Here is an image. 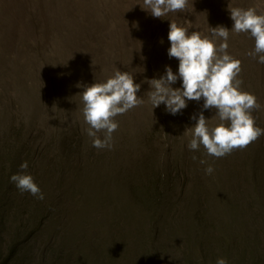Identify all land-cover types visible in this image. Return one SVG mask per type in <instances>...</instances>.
<instances>
[{
  "label": "trees",
  "instance_id": "trees-1",
  "mask_svg": "<svg viewBox=\"0 0 264 264\" xmlns=\"http://www.w3.org/2000/svg\"><path fill=\"white\" fill-rule=\"evenodd\" d=\"M195 1L201 4L179 11L185 16L177 24L189 33L207 36L210 27L217 26L231 30L234 21L229 5L264 14V0ZM141 5L143 0H71L66 8L44 7L42 24L51 28L52 43L64 50L67 66L77 58L65 50L72 35L82 39L76 47L83 52V46L86 50L94 47L105 56L116 48L135 51L140 43L146 45L143 56L135 54L107 68L95 62L80 72L87 76L84 81L90 79L87 86L101 83L97 79H103L106 71L112 78L117 70L131 73L137 83L144 75L150 80L160 73L166 75L162 69L167 66L179 70V60L170 58L168 50L166 57L160 55L157 46L159 32L163 31V39L170 31L172 12L156 18ZM194 7H199L197 12ZM132 25L140 28L139 34H130L137 44L127 40ZM144 29L150 41L141 38ZM36 33L35 40L33 35L20 39L22 31L3 36L0 69L15 64L13 54L31 56L43 51ZM110 34L116 36L112 39ZM8 37L17 41L8 43ZM227 42L228 54L247 64L255 38L250 33L230 32ZM149 45L153 52L148 51ZM48 51L54 52L46 48L44 54ZM258 59L259 55L253 62ZM3 73L5 69L0 70L2 80ZM248 77L247 86L255 82V76ZM172 86L182 88V79ZM0 103V264H216L219 258L228 264H264V135L221 158L208 155L203 145L190 149L187 138L183 151L179 139L165 141L160 151L169 124L174 126L175 137L180 133L164 113L163 132L126 145L118 159L127 165L120 172L106 173L105 184L99 180L102 171H93L86 159L73 158L71 163V155L82 151L79 137L61 133V153L52 156L49 151L56 146L55 140L48 141L38 121L28 123L27 113L12 116L8 105ZM255 110L256 124L264 129V117ZM223 158L227 160L222 162ZM25 161L28 168L22 170ZM209 165L212 174L206 172ZM23 171L33 176L44 199L20 191L10 180Z\"/></svg>",
  "mask_w": 264,
  "mask_h": 264
},
{
  "label": "rangeland",
  "instance_id": "rangeland-1",
  "mask_svg": "<svg viewBox=\"0 0 264 264\" xmlns=\"http://www.w3.org/2000/svg\"><path fill=\"white\" fill-rule=\"evenodd\" d=\"M71 0H0V27L3 28L2 35L0 34V40L3 36H11L13 34L22 31L20 37L32 36L35 40L36 32L39 33V42L43 43V51L38 53H32L31 56L23 55L18 56L13 54L14 65L9 63L6 66H2L5 69L3 73V88L0 89V101L7 104L8 106H17L12 109L7 106L12 116L17 118L25 115L27 113L26 121L28 123H36V120L40 124V127L47 134L48 141L51 139L55 140L56 146L52 149L50 148V154L56 156L60 154L59 147V135L61 133L69 132L71 135H75L80 138V143L82 144V151L71 155L69 158L71 163H74L78 157H82L88 161V166L91 167L93 171L101 170L102 178L99 179L100 182H105L106 173L120 172L123 166L127 165L122 162V159H118L126 145L131 142L144 141L145 139H152L157 136L158 130L163 132L162 127L165 125L164 113L169 115L171 122L176 124L179 137L173 135L172 128L173 124L167 126V132L162 134L161 142L158 146V150L161 151L163 143L168 141L173 143L174 140L179 139L180 150H184V145L186 144V138L190 142V131L184 132L194 126L199 118V113L203 110V114L206 119H209V127L218 126L224 123L226 126L230 124V121H221L219 116L216 115L217 111L215 109H203L204 100L200 101H188L187 108L181 110L180 113L173 115L167 111L166 105L161 109L159 107L154 108L150 100L151 85L148 81H151L146 75L144 79H139L137 82L141 85L138 96L142 97L144 103L130 109L123 115H117L115 120L118 122V129L112 134V147L97 149L93 147V137L88 135V128L90 127L83 115V109L85 107L82 93L87 87V81L83 79L87 76L80 74L85 68H91L92 64L97 62L101 63L104 68L108 65L114 64V62H119L122 60H127L128 57L143 56L145 52L146 45L143 46L140 43V49L135 51L126 50L124 47L118 50L117 48L110 56L102 55L101 50H95V48H90L84 52L76 47L81 45L80 41L82 39L77 35H72L69 37L71 43L68 44L66 51L76 55L74 63L71 66H67V58H64V50H57V44L52 43L51 34H53L51 28L43 22L44 7H50L56 5L58 8L63 6L66 8L70 5ZM201 2L195 0H189L188 7L199 5ZM187 7V8H188ZM260 7V3H259ZM199 7H194L197 9ZM171 21L176 23H181V17L185 16V13L172 12ZM145 26L148 25V21L144 20ZM137 32L139 34L140 28L138 26H130L128 31L127 40L137 44L138 40L132 34ZM35 34V35H34ZM112 39L116 36L115 34H110ZM123 36H125L123 34ZM163 31H160L157 38L158 53L162 56L165 55L166 50L171 47V43L168 40V35L163 39ZM143 40L150 41L149 31L145 29L141 36ZM17 40L8 37L6 42L15 43ZM115 41V40H113ZM163 41V43H161ZM107 44V42H103ZM46 48L53 51H48L46 54ZM148 51L153 52L151 46H148ZM255 50H253L254 52ZM69 52V53H70ZM167 54V53H166ZM261 54H256L255 57L250 55V60L247 64L241 65L242 71L239 74L238 79L242 80L241 89L243 91L254 94L258 100L260 107L254 111V113H261L264 117V64L259 63V59L255 62L254 58ZM165 55L164 57H166ZM242 58V57H240ZM247 61V60H244ZM47 62V63H46ZM167 58L164 60V64H167ZM244 66V67H243ZM0 69V70H2ZM163 68L162 70H165ZM98 75L101 76V71H96ZM174 73L178 72L175 68ZM110 73L106 71L101 83L106 82ZM81 79H80V77ZM143 76V77H144ZM163 75L160 73L155 79L161 78ZM248 76H255L252 82L248 85L246 83L249 80ZM139 77V76H138ZM154 79V78H153ZM7 80L11 81L8 83ZM251 80V79H250ZM1 83V82H0ZM91 85V84H90ZM89 85V86H90ZM173 87V86H172ZM47 102L48 104H45ZM0 105H2L0 103ZM6 110V108H4ZM63 115L61 116V114ZM193 115L196 116V120H193ZM100 139H104L105 132L101 131L97 133ZM169 145V143H168ZM94 153V154H92ZM227 159H221L225 162ZM78 162H75V166ZM95 168V169H94Z\"/></svg>",
  "mask_w": 264,
  "mask_h": 264
},
{
  "label": "clouds",
  "instance_id": "clouds-1",
  "mask_svg": "<svg viewBox=\"0 0 264 264\" xmlns=\"http://www.w3.org/2000/svg\"><path fill=\"white\" fill-rule=\"evenodd\" d=\"M189 0H143V10L156 18H163L170 12L184 11ZM233 28L225 26L210 27V35H202L199 31L189 33L185 26L171 21L168 40L170 58L179 60L178 75L170 66L166 67V75L160 79L148 81L151 85L150 100L154 108L162 103L173 115L187 108L188 101L204 100L203 109H215L221 121H230L215 127H209L203 110L199 113L197 123L185 132H191L189 148L196 150L203 145L208 155L217 158L230 154L233 150L244 149L264 135V129L256 124L252 111L258 109V98L241 89L242 80L238 79L242 71V62L228 54V38L230 32L250 33L255 38V51L249 55H259V63L264 64V14H258L255 8H232L229 5ZM191 23V22H189ZM223 42L218 43L219 40ZM163 43V41H161ZM182 79V88L172 85ZM141 85L136 83L129 72L117 70L112 78L103 83L87 86L82 93L84 102L83 115L90 126L88 135L93 137V147L97 149L112 147V134L118 129L115 120L130 109L144 103L138 96ZM193 120L196 116L193 115ZM104 131V139L97 136ZM202 164L207 163L201 161ZM27 170L28 163L20 165ZM212 166L206 172L212 174ZM10 180L22 192H30L39 199L44 194L35 183L33 176L26 171L13 174ZM216 264H228L225 258H219Z\"/></svg>",
  "mask_w": 264,
  "mask_h": 264
}]
</instances>
